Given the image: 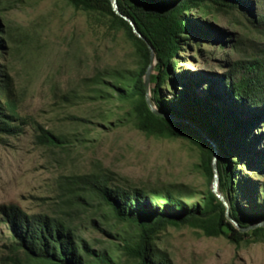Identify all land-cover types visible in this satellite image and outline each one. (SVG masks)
Listing matches in <instances>:
<instances>
[{"label":"rangeland","instance_id":"374dc122","mask_svg":"<svg viewBox=\"0 0 264 264\" xmlns=\"http://www.w3.org/2000/svg\"><path fill=\"white\" fill-rule=\"evenodd\" d=\"M251 1L244 8H193L187 15L207 22L223 38L190 36L174 61L176 70L216 73L233 59L259 56L264 49V0ZM0 23V74L11 79L20 101L17 113L67 139L59 146L40 145L31 123L17 134L0 133V206L15 204L28 214L63 219L84 254L85 242L95 253L124 264L122 245L136 227L115 216L92 181L106 176L124 187L168 184L194 193L187 203L200 202L211 184L200 167L199 148L184 138L147 135L134 125L131 100L110 88L98 96L83 84L82 79L106 68L133 72L140 67L133 45L106 18L66 0H0ZM70 89L82 97L62 101L60 93ZM173 91L167 86L162 94L170 97ZM253 132L263 133L264 122ZM238 160L240 175L264 179L257 165ZM243 186L238 200L264 210V193L254 195ZM4 217L0 208V264H40L27 262L22 249L15 256ZM155 244L169 264H264V241L236 246L224 235L206 236L188 225H167ZM87 259L102 264L96 256Z\"/></svg>","mask_w":264,"mask_h":264},{"label":"trees","instance_id":"16d2710c","mask_svg":"<svg viewBox=\"0 0 264 264\" xmlns=\"http://www.w3.org/2000/svg\"><path fill=\"white\" fill-rule=\"evenodd\" d=\"M66 1L76 9L92 11L106 18L110 28L122 30L140 58V67L136 71L106 68L85 77L82 82L91 86L89 91L104 96L110 88L121 98L131 100L130 115L134 125L147 135L180 137L197 146L201 155L200 167L210 184L214 178L213 142L217 147L220 191L229 202L230 215L242 226L264 220V210L238 200L243 184H247L254 195L264 193V179L242 176L237 168L238 159L247 158L249 164L254 163L264 174V132H253L264 122V49L259 56L247 61L233 59L224 70L216 73L202 70L191 72L193 75L180 73L174 63L184 41L195 33L197 38H223L207 22L188 16L193 8L205 4L244 8L252 1L117 0L121 12L134 21L155 51L152 101L163 113L187 122L156 115L148 106L144 75L150 60L149 48L133 32L128 21L113 11L110 0ZM2 30L0 23V33ZM167 86L174 89L170 97L162 94ZM15 96L10 77L0 74V133L17 134L22 125L31 123L38 144L59 146L66 142L64 135L43 127L34 119L20 116L17 113L20 101ZM81 97L75 89L60 93L62 101ZM71 118L81 119L74 115ZM91 185L120 221L136 227L135 234L125 238L122 245L126 256L124 264H169L167 255L155 244L157 235L167 225H188L206 236L224 235L236 246L241 242L264 241V227L240 232L227 219L226 207L212 189L200 202L187 203L186 199L194 193H185L184 189L168 184L152 188L124 187L111 184L110 179L103 176L93 180ZM0 208L5 216L1 220L8 225L13 239L9 246L15 256L22 249L27 262L89 264L87 255H93L102 264H116L110 255L95 253L85 242L83 246L87 252L84 254L74 230L63 219L45 213L28 214L15 204Z\"/></svg>","mask_w":264,"mask_h":264},{"label":"water","instance_id":"95a60500","mask_svg":"<svg viewBox=\"0 0 264 264\" xmlns=\"http://www.w3.org/2000/svg\"><path fill=\"white\" fill-rule=\"evenodd\" d=\"M111 2V6L113 11L118 14L119 16H121L122 18H124L125 20L128 21V23L131 25L133 32L140 37L141 39H143L146 43L147 46L149 48L150 51V60H149V64L147 66L145 75H144V83H145V89H146V101L148 103V106L150 107V109L152 110V112L156 115L159 116H163L166 118H171V119H177V120H181V121H185L183 119H179V118H175L174 116L170 115V114H166L163 113L162 111H160L157 106L154 104V102L152 101V92H151V75L153 73L154 70V66L156 63V56H155V51L153 49V47L147 42L146 38L142 35V33L137 29L134 21L126 14L122 13L121 10L119 9V5L117 0H110ZM208 139V137H207ZM212 142V141H211ZM212 144L215 147V155H214V159H213V170H214V178L211 184V189L214 192V194L223 202V204L226 207L225 210V215L227 217V219L240 231V232H246L248 230L257 228V227H264V220H260L257 221L255 223L249 224L247 226H242L238 223V221L236 219H234L231 215H230V205L229 202L227 201L226 197L224 196V194L220 191V172L218 169V165H217V147L216 145L212 142Z\"/></svg>","mask_w":264,"mask_h":264}]
</instances>
